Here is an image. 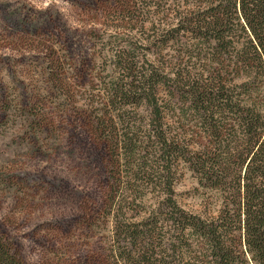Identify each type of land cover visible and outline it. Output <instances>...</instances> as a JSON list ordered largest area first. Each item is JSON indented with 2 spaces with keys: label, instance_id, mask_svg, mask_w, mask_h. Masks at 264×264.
Wrapping results in <instances>:
<instances>
[{
  "label": "trees",
  "instance_id": "trees-1",
  "mask_svg": "<svg viewBox=\"0 0 264 264\" xmlns=\"http://www.w3.org/2000/svg\"><path fill=\"white\" fill-rule=\"evenodd\" d=\"M186 1L180 28L189 34L167 71L123 46L109 51L93 110L108 153L107 264H264V0ZM159 86L182 94L193 114L182 138L166 128ZM176 161L218 197L214 215L179 206ZM149 191L161 195L146 202ZM0 264H24L3 236Z\"/></svg>",
  "mask_w": 264,
  "mask_h": 264
},
{
  "label": "rangeland",
  "instance_id": "rangeland-1",
  "mask_svg": "<svg viewBox=\"0 0 264 264\" xmlns=\"http://www.w3.org/2000/svg\"><path fill=\"white\" fill-rule=\"evenodd\" d=\"M188 9L186 0H0V236L24 264H107L108 153L93 110L111 75L109 51L123 46L167 71L187 41ZM157 90L166 128L182 138L192 112L177 90ZM172 172L179 206L214 215V192L180 161Z\"/></svg>",
  "mask_w": 264,
  "mask_h": 264
}]
</instances>
